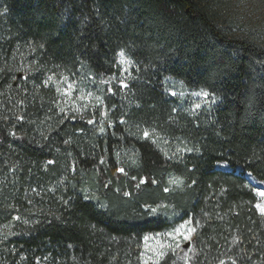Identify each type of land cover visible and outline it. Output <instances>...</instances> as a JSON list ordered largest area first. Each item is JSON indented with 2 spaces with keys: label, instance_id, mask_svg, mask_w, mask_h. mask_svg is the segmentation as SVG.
I'll return each mask as SVG.
<instances>
[{
  "label": "trees",
  "instance_id": "1",
  "mask_svg": "<svg viewBox=\"0 0 264 264\" xmlns=\"http://www.w3.org/2000/svg\"><path fill=\"white\" fill-rule=\"evenodd\" d=\"M245 174L264 0H0V264H264Z\"/></svg>",
  "mask_w": 264,
  "mask_h": 264
},
{
  "label": "rangeland",
  "instance_id": "2",
  "mask_svg": "<svg viewBox=\"0 0 264 264\" xmlns=\"http://www.w3.org/2000/svg\"><path fill=\"white\" fill-rule=\"evenodd\" d=\"M180 87V86H179ZM180 89L182 90V95H189L190 97L194 98L195 101L197 102V104L199 105L200 103H203L204 101H207L208 98L206 96L203 95L202 92L200 91H190V90H184L182 89V87H180ZM218 168L220 170L223 171H228L230 172L231 170L225 165V164H219ZM236 174H239L238 172ZM249 174H245L244 178L246 179V181L253 186L254 188L257 189L259 196L261 198V202L259 204V209L261 212V209H264V183L259 182L257 180H255L256 182H252L251 180H249ZM253 178V177H252ZM193 234V229L190 226L189 223L185 222L182 225H180L176 232L173 233V238L176 240H172V241H164V243H161L162 240H160V238H154L151 242H149V244L147 245V250L149 253V259L151 262L156 261L158 258L162 257V255L164 254V251L172 246V244H176L178 245L177 249L180 250L181 252L186 251L187 247L186 244L188 243L189 239L191 238ZM172 238V236H171ZM181 246H183L185 249L182 250V248H180Z\"/></svg>",
  "mask_w": 264,
  "mask_h": 264
},
{
  "label": "snow or ice",
  "instance_id": "3",
  "mask_svg": "<svg viewBox=\"0 0 264 264\" xmlns=\"http://www.w3.org/2000/svg\"><path fill=\"white\" fill-rule=\"evenodd\" d=\"M121 55L123 56V53H121ZM204 96H208V93H203ZM197 107H199V105H197ZM145 137L149 136V133L148 132H145L144 133ZM121 172H123V169H120ZM264 195V194H262ZM257 207H260L259 205ZM262 211H264V209H261Z\"/></svg>",
  "mask_w": 264,
  "mask_h": 264
},
{
  "label": "bare ground",
  "instance_id": "4",
  "mask_svg": "<svg viewBox=\"0 0 264 264\" xmlns=\"http://www.w3.org/2000/svg\"><path fill=\"white\" fill-rule=\"evenodd\" d=\"M249 180H251L252 182H256L251 176H249Z\"/></svg>",
  "mask_w": 264,
  "mask_h": 264
}]
</instances>
